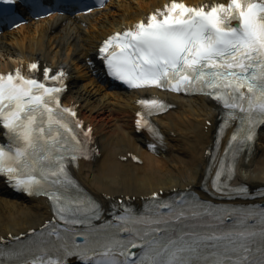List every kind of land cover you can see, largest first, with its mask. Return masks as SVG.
I'll use <instances>...</instances> for the list:
<instances>
[{
  "label": "snow or ice",
  "instance_id": "obj_1",
  "mask_svg": "<svg viewBox=\"0 0 264 264\" xmlns=\"http://www.w3.org/2000/svg\"><path fill=\"white\" fill-rule=\"evenodd\" d=\"M15 3L0 0V4ZM233 20L238 21L235 27ZM100 51L110 74L130 87L197 91L222 102L230 116L242 120L245 140L253 139L258 123L264 124V0H231L227 6L207 10L173 2L151 14L147 23L137 24L135 30L110 37ZM38 69L35 63L30 66L31 71ZM49 73L45 69L46 80H59L64 75ZM60 91L61 87L47 86L19 70L0 75V126L14 142L9 149L0 146V175L29 195H48L57 215L66 224L75 225L83 222L76 217H94L97 209L89 201L69 200L65 195L73 185L67 161L76 160L82 149L61 116L70 110L60 108ZM141 104L156 110L165 107L156 99L142 100ZM64 133L71 134L74 145H69ZM232 139L236 141L238 136ZM223 174L221 165L216 175L217 191H224ZM158 207L173 209L169 204ZM205 214L212 215L202 204L193 202L168 216H122L118 230L131 238L111 236L90 241L88 235L76 234L83 236L84 246L55 231L51 235L60 242L55 257L42 249L24 264H67L65 257L69 256L79 257L82 264H264V229L261 245L254 249L257 233L247 229L176 232L173 227ZM130 248H139L141 255L129 259ZM254 252H259V259Z\"/></svg>",
  "mask_w": 264,
  "mask_h": 264
},
{
  "label": "bare ground",
  "instance_id": "obj_2",
  "mask_svg": "<svg viewBox=\"0 0 264 264\" xmlns=\"http://www.w3.org/2000/svg\"><path fill=\"white\" fill-rule=\"evenodd\" d=\"M168 1L117 0L115 10L108 7L82 17L52 16L0 35V70L40 60L71 72V90L65 101L79 104L81 115L95 126L101 154L93 161L80 162L77 176L101 199L124 196L141 200L161 188H196L206 179L207 152L218 124L215 105L204 97L171 96L177 108L159 119L164 141L160 156H155L144 149L147 138L134 132L137 94L109 91L89 74L87 65L109 33L144 19ZM184 1L195 4L215 0ZM208 121L212 126L206 130ZM128 153L140 155L143 164L122 160ZM236 181L253 188L264 186V130L251 153L241 160ZM49 216L45 200L13 196L0 183V238L38 227Z\"/></svg>",
  "mask_w": 264,
  "mask_h": 264
}]
</instances>
